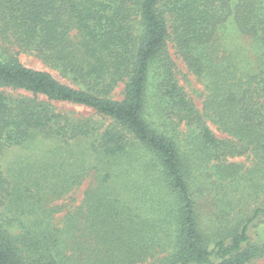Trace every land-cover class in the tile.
<instances>
[{"label": "trees", "instance_id": "trees-1", "mask_svg": "<svg viewBox=\"0 0 264 264\" xmlns=\"http://www.w3.org/2000/svg\"><path fill=\"white\" fill-rule=\"evenodd\" d=\"M10 146L39 150L4 169ZM243 155L246 172L229 160ZM88 178L80 205L58 203ZM250 189H264V0H0V264H264L250 234L264 203L219 229L199 210L215 191L234 213Z\"/></svg>", "mask_w": 264, "mask_h": 264}, {"label": "rangeland", "instance_id": "rangeland-1", "mask_svg": "<svg viewBox=\"0 0 264 264\" xmlns=\"http://www.w3.org/2000/svg\"><path fill=\"white\" fill-rule=\"evenodd\" d=\"M171 51L173 53V56L175 58L176 64H177V76L179 79V82L181 86L185 89V91L188 93V95L196 102L198 107L202 109L203 107V100L205 99L206 90L204 87V84L193 74L189 71L188 67L186 66L183 59L176 53V50L174 48H171ZM20 60L28 67L45 70L50 72L55 78L60 80L63 83H66L70 86H75L69 79L62 76L61 73L57 70L52 68L51 66L44 63L41 59H39L35 54L33 53H27V52H21L19 55ZM9 91H13L10 88H7ZM123 90L124 86L120 85L114 92V98L115 99H121L123 97ZM54 105L57 107V109L73 114L75 116H92L94 118H99L98 114L90 107H87L85 105L76 104L72 102H66V101H54ZM211 128L214 130L216 135L220 138L227 137L226 134L218 130L217 126L211 122H209ZM44 145H40V148H46L48 146L49 142H46ZM39 149L35 148H23L21 146H10L4 148L2 155H1V163L3 165V168L6 169L11 161H13L15 158L22 156V155H32L37 154ZM230 161H234L236 163H239L242 167V172H246L248 169H250L254 165V159L251 155H243V156H237L235 158H230ZM90 183V179L88 178L82 185L77 187L68 197L65 199L59 200L58 203H63L68 208H74L75 206H78L82 203L84 192L87 186ZM214 192L205 193V195L202 197L199 210L202 214V219L204 223L208 225H212V228L216 226L215 228H223L226 224L230 223L234 218L240 217L242 214H249L251 215L252 209L256 206L262 205L264 203V189H258V191L254 192L252 189L246 190L244 196H240L238 194V197L240 198V203L238 204V208H236L234 213L225 214L223 211V207L219 208L220 201L214 200ZM217 197H221V195H217ZM66 208V209H68ZM217 212L218 218L215 219V216L213 214ZM65 214V210L63 212H59L56 214V222H60ZM225 216H220V215ZM264 218H258L255 220L254 224L252 225L250 229V234L253 240L257 241H264V222L261 221ZM210 220H215L216 222H212ZM219 222L221 225H219ZM211 226H208L210 228ZM259 262L264 263V256L259 258Z\"/></svg>", "mask_w": 264, "mask_h": 264}]
</instances>
